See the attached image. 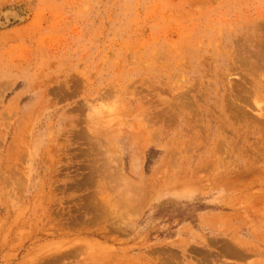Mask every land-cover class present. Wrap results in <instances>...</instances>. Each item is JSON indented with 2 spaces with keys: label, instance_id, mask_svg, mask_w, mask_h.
Segmentation results:
<instances>
[{
  "label": "rangeland",
  "instance_id": "374dc122",
  "mask_svg": "<svg viewBox=\"0 0 264 264\" xmlns=\"http://www.w3.org/2000/svg\"><path fill=\"white\" fill-rule=\"evenodd\" d=\"M0 264H264V0H0Z\"/></svg>",
  "mask_w": 264,
  "mask_h": 264
},
{
  "label": "clouds",
  "instance_id": "9594fccd",
  "mask_svg": "<svg viewBox=\"0 0 264 264\" xmlns=\"http://www.w3.org/2000/svg\"><path fill=\"white\" fill-rule=\"evenodd\" d=\"M86 119L107 127L122 125L124 105L119 96L109 99L94 98L86 105Z\"/></svg>",
  "mask_w": 264,
  "mask_h": 264
}]
</instances>
